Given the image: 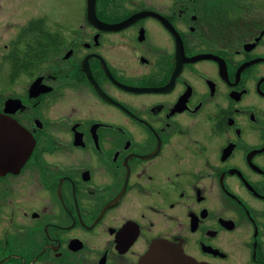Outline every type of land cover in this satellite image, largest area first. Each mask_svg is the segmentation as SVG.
<instances>
[{
	"label": "flooded vegetation",
	"instance_id": "flooded-vegetation-1",
	"mask_svg": "<svg viewBox=\"0 0 264 264\" xmlns=\"http://www.w3.org/2000/svg\"><path fill=\"white\" fill-rule=\"evenodd\" d=\"M8 9L0 264H264V0Z\"/></svg>",
	"mask_w": 264,
	"mask_h": 264
},
{
	"label": "rangeland",
	"instance_id": "rangeland-1",
	"mask_svg": "<svg viewBox=\"0 0 264 264\" xmlns=\"http://www.w3.org/2000/svg\"><path fill=\"white\" fill-rule=\"evenodd\" d=\"M11 0H0V23L8 24L4 17L9 13L8 4ZM43 12H48L51 18L60 21H70L79 18L84 13V0H71V3L61 2L64 0H41Z\"/></svg>",
	"mask_w": 264,
	"mask_h": 264
},
{
	"label": "water",
	"instance_id": "water-1",
	"mask_svg": "<svg viewBox=\"0 0 264 264\" xmlns=\"http://www.w3.org/2000/svg\"><path fill=\"white\" fill-rule=\"evenodd\" d=\"M88 14L95 17L96 0H87ZM193 264L191 260L186 258L177 248L166 244L153 245L151 250L141 259L139 264Z\"/></svg>",
	"mask_w": 264,
	"mask_h": 264
}]
</instances>
